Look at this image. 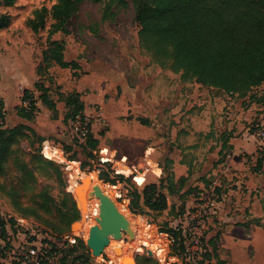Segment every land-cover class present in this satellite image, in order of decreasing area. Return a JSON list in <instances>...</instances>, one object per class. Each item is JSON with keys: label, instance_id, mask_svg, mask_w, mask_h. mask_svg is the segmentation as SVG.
Returning a JSON list of instances; mask_svg holds the SVG:
<instances>
[{"label": "rangeland", "instance_id": "1", "mask_svg": "<svg viewBox=\"0 0 264 264\" xmlns=\"http://www.w3.org/2000/svg\"><path fill=\"white\" fill-rule=\"evenodd\" d=\"M165 5L0 0V127L13 130L0 164V215L13 221L1 262L39 263L43 241H51L58 250L46 245L43 264H76L83 251L76 237L86 244L90 229L99 227V201L81 215L72 197L84 164L95 169L89 175L96 178L100 170L109 182L97 177L93 187L113 200L134 232L110 237L93 264L109 257L130 264L121 256L158 264L150 245L163 242L168 229L175 239L170 250L180 254L174 227L186 225L196 211L204 220L205 250L195 264H264V139L258 136L264 130V73L246 85L221 76L213 40L193 12L183 15L184 31L167 22L171 40L158 39L161 19L144 22L148 9ZM214 16L248 33V14L240 6L219 7ZM40 94L54 103V112L38 100L34 116H23L29 99ZM78 96L94 144L82 143L75 121L66 120ZM47 144L62 149V161L44 157ZM63 144L70 147L66 152ZM103 148L111 161L98 159ZM146 186L162 196V208L142 205ZM128 189L140 205L136 212L128 208Z\"/></svg>", "mask_w": 264, "mask_h": 264}, {"label": "trees", "instance_id": "2", "mask_svg": "<svg viewBox=\"0 0 264 264\" xmlns=\"http://www.w3.org/2000/svg\"><path fill=\"white\" fill-rule=\"evenodd\" d=\"M166 5L165 8L161 10L148 9L146 14V19L144 24L151 23L156 20H160L157 24L161 25V29L158 30V39L166 38L165 40H171V33L167 32V27L164 26L165 23L178 24V30H185L188 23L184 20L183 15L186 13H195L194 16L197 18L200 26H202V31L207 37L213 40L212 53L215 58L216 64L222 69L221 76L227 75L226 78L230 83H239L241 85H246L249 82H253L260 73H264V0H164ZM232 6H240L243 11L248 14V23L246 24L247 34L242 33V29L236 30L233 26L227 24L226 22H221L220 20L214 19V14L218 11L219 7L222 9H228ZM60 12V10H59ZM223 18V17H222ZM222 20V19H221ZM156 22V21H155ZM146 29V28H145ZM143 29V31L145 30ZM164 41V40H163ZM253 64L248 68L241 67L243 61L254 59ZM194 70L193 74L199 78H202L201 73H196ZM40 101L44 104L51 112H54V103L48 99L47 96L40 94L37 99L33 97V100L29 99V107L21 110L23 116L31 117L34 116L37 111L36 102ZM83 103L79 96L76 98L75 105L72 111L68 114L66 120H76L80 117L81 122L84 121L83 115ZM2 110V103H0V116ZM33 110V111H32ZM32 114V115H31ZM87 127L90 129L89 124ZM13 132L12 129H4L0 127V164L7 157L4 149L12 141H8V135ZM96 139L94 135L89 130L87 138L82 143H95ZM63 150L65 148H70L65 144L62 145ZM66 152V150H65ZM259 161V160H258ZM10 163L16 165L14 159L9 160ZM80 170L89 173L95 169L92 167L86 168L84 164L80 165ZM98 179L106 183V179L103 178L102 173H97ZM109 183V182H107ZM115 184V183H110ZM130 188V187H129ZM128 194L131 197L129 201L128 208L132 212L139 210V203L134 202L131 195V190L128 189ZM157 195L155 198L154 196ZM142 200V205H146L152 209L162 208V196L156 193L154 190H150L147 186L142 188V195L140 196ZM74 207V203L72 201ZM77 219V216H76ZM9 224L12 227V219H4L0 215V227H1V238L3 240V246H0V255L9 247V237L6 231V225ZM167 231L172 232L173 230L168 229ZM167 232V233H169ZM172 235V234H170ZM178 235L180 233L178 231ZM79 242L82 252L75 255L73 261L76 264H93V256L91 251L86 246L82 238L76 237ZM180 247L182 248V239L180 238ZM41 246V255H37L36 258L39 259V263L34 259L31 264H43V253L47 250L46 245L53 251L58 250L51 241H43ZM61 250V249H60ZM76 247L71 245V251H75ZM173 253V252H172ZM176 254V253H175ZM216 257V256H215ZM66 256L63 261L66 262ZM217 259V258H216ZM215 260V259H214ZM14 263V262H12ZM11 263V264H12ZM0 264H5L0 261ZM200 264V262L198 263ZM214 264H224L223 260L214 261Z\"/></svg>", "mask_w": 264, "mask_h": 264}, {"label": "built area", "instance_id": "3", "mask_svg": "<svg viewBox=\"0 0 264 264\" xmlns=\"http://www.w3.org/2000/svg\"><path fill=\"white\" fill-rule=\"evenodd\" d=\"M84 121L81 122L80 117H77L75 121V133L78 135L79 139L85 141L89 133L88 123L84 114ZM91 131V130H90ZM258 136L264 139V130L260 129ZM42 154L47 159L54 161H62L64 158V153L62 149L58 146L45 145L42 149ZM98 159L102 162H109L112 159V155L107 152L106 148L99 151ZM90 173V172H89ZM87 173V174H89ZM211 213H214L213 205L210 207ZM204 227L203 216L200 211H196L189 220H187L186 225L175 226L174 229L179 231L180 238L182 239V248L180 254L172 253L170 250V244H172L175 239L172 235L168 233H162L161 236L164 239L163 242H153L150 247L154 252L158 264H195L200 255L204 252V237L202 235V228ZM10 225H6V231L9 233ZM3 240L1 238V227H0V246H3ZM121 264L118 257H109L105 264ZM31 264V263H30Z\"/></svg>", "mask_w": 264, "mask_h": 264}, {"label": "water", "instance_id": "4", "mask_svg": "<svg viewBox=\"0 0 264 264\" xmlns=\"http://www.w3.org/2000/svg\"><path fill=\"white\" fill-rule=\"evenodd\" d=\"M87 182L89 183L88 174H81L72 189V197L81 215H83L84 206H78V201L82 203V197L81 194L78 193V190L84 187ZM98 194L99 227H92L88 239L86 240V245L91 251L92 256L98 255L103 248L108 245L110 237L120 239L123 233H126L129 237L134 233L129 226V221L119 211L113 200L107 197L103 192H98ZM87 195L90 196L91 191H88ZM72 227H74V225ZM116 252H119V249H116Z\"/></svg>", "mask_w": 264, "mask_h": 264}, {"label": "bare ground", "instance_id": "5", "mask_svg": "<svg viewBox=\"0 0 264 264\" xmlns=\"http://www.w3.org/2000/svg\"><path fill=\"white\" fill-rule=\"evenodd\" d=\"M125 170L129 172V169H125ZM123 172L126 173L125 171H123ZM90 173L92 174V172H90ZM96 179H97V175H96V178H95V177H92L91 175L88 174L89 183L87 182V184L84 185V187H81V189L78 190V193H80L81 197H82L81 198L82 199V203H81V201H78V206L79 207H81V205L84 206L83 215L85 214L87 207L91 205V201L93 199L98 200V195H99L98 194V190L95 189L94 187L92 188V186L94 184V181L96 182ZM134 180L137 182V184H142L143 183V177L142 176H135ZM86 181H87V179H86ZM88 191H91V195L90 196L87 195ZM97 213H98V209H97ZM76 226H78V224H74V227H76ZM122 226H124V225H122ZM112 247H113V245H112ZM113 248H115V246ZM122 258H124L125 261H127V260L130 261V264H133V261L129 257L127 258L125 256H121L120 259H122Z\"/></svg>", "mask_w": 264, "mask_h": 264}]
</instances>
